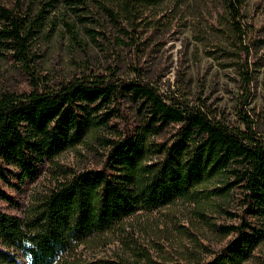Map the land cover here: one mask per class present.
Instances as JSON below:
<instances>
[{
    "label": "trees",
    "instance_id": "16d2710c",
    "mask_svg": "<svg viewBox=\"0 0 264 264\" xmlns=\"http://www.w3.org/2000/svg\"><path fill=\"white\" fill-rule=\"evenodd\" d=\"M65 1L74 11L87 6ZM24 2L0 0V54L19 65L29 85L0 92V264H247L264 242V137L244 108L248 97L238 103L241 126H234L202 96L162 91L138 65L132 77L91 71L49 87L31 54L45 10L30 18ZM220 2L230 34L243 45L246 0ZM119 5L101 9L118 25H134L138 0ZM243 50L248 94L251 51ZM88 138L100 145V166L61 161ZM235 192L241 209L232 212L225 205ZM179 200L226 241L212 248L193 234L192 250L158 262L130 219ZM212 213L231 223L218 224ZM115 242L121 249L89 256Z\"/></svg>",
    "mask_w": 264,
    "mask_h": 264
},
{
    "label": "rangeland",
    "instance_id": "374dc122",
    "mask_svg": "<svg viewBox=\"0 0 264 264\" xmlns=\"http://www.w3.org/2000/svg\"><path fill=\"white\" fill-rule=\"evenodd\" d=\"M85 2L84 11H74L70 6L76 4L65 0L24 2V12L30 13V18L45 10L42 25L31 40V54L37 72L49 87L91 71L132 77L133 67L138 65L162 91L186 93L194 99L202 96L211 112L234 126H241L237 106L247 96L244 108L264 137V0H246L242 10L247 31L243 45L230 34L220 0H138L141 10L134 25L127 20L118 25L101 9L106 4L118 11L120 0ZM245 46L251 51L248 94L241 75ZM7 89H29L28 79L11 57L0 54V92ZM100 152L99 143L88 138L66 152L61 161L76 168L98 167L102 162ZM240 198L233 193L225 208L237 212ZM193 209L179 200L150 213L141 211L130 222L136 238L158 262L162 254L180 258L192 250L193 234L203 245L219 248L226 240L196 221ZM211 219L218 224L231 223L224 213H212ZM261 226L264 228V224ZM117 246L121 243L95 249L89 256L110 255ZM21 264H28L27 260L23 258ZM247 264H264V242Z\"/></svg>",
    "mask_w": 264,
    "mask_h": 264
}]
</instances>
